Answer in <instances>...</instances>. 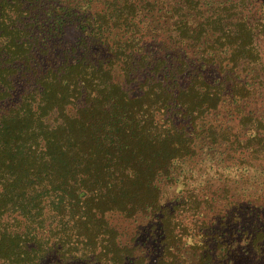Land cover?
<instances>
[{
	"label": "trees",
	"instance_id": "obj_1",
	"mask_svg": "<svg viewBox=\"0 0 264 264\" xmlns=\"http://www.w3.org/2000/svg\"><path fill=\"white\" fill-rule=\"evenodd\" d=\"M263 89L264 0H0V264H223L207 213L243 190L185 169L206 142L264 160ZM226 102L238 130L208 121Z\"/></svg>",
	"mask_w": 264,
	"mask_h": 264
},
{
	"label": "rangeland",
	"instance_id": "obj_2",
	"mask_svg": "<svg viewBox=\"0 0 264 264\" xmlns=\"http://www.w3.org/2000/svg\"><path fill=\"white\" fill-rule=\"evenodd\" d=\"M74 34L70 29H67L66 34L63 35V40L69 42V45H71ZM81 54H84L83 51H81ZM79 55L80 52L77 50L73 55V59L80 57ZM250 106L259 109V112L264 111V89L260 94L255 96ZM234 108L235 104L226 102L215 115L212 114L209 117L208 121L212 123L216 130H220V127H230L233 130H238ZM218 151L219 146L217 144L206 142L204 147L201 146V150L196 155L194 161L187 163L188 168L185 169L187 173L189 170H192V172H189V179L191 180H188L187 184L192 183L201 188L206 181L219 184L221 180L225 179L232 183L233 186H237L243 190V194L241 192L238 194L237 191L234 197L229 196V199H222L207 215L213 221H216V217L220 219L214 224L213 228L217 226L223 227L228 235V237H225V241L230 245V250L227 258L223 260V264H264V253L260 259H257L256 254L250 248L251 237L257 231H264V160H254L241 165L242 168L232 170L229 169L232 161L229 159V162H227V157L223 161ZM206 154L209 155L206 156ZM233 172H236V175ZM207 173L210 176L204 177ZM219 174L221 175L219 176ZM239 174L243 176L239 177ZM218 177L222 179H217ZM211 187L215 188V186ZM167 188L168 193H170L174 187L168 186ZM113 222L122 233V239L126 237V241H144V249L149 248L152 251L157 247V232L154 234L151 231L152 234L148 235L149 223H152L149 217L131 220L114 219L113 217ZM205 225L203 224L202 227ZM200 230L203 231L206 228ZM260 243L264 246V238ZM144 255L148 256L144 264H151L154 261L155 255L153 253H149L146 250ZM184 255H186V261L181 264H192L193 259L190 255L186 253Z\"/></svg>",
	"mask_w": 264,
	"mask_h": 264
}]
</instances>
